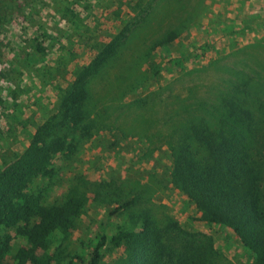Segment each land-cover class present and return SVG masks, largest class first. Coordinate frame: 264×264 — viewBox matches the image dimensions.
I'll use <instances>...</instances> for the list:
<instances>
[{
  "label": "rangeland",
  "instance_id": "1",
  "mask_svg": "<svg viewBox=\"0 0 264 264\" xmlns=\"http://www.w3.org/2000/svg\"><path fill=\"white\" fill-rule=\"evenodd\" d=\"M10 1L17 6L0 42V170L76 82L85 83L89 132L23 191L34 211L29 222L1 227L4 261L82 264L98 235L127 231L143 264H202L209 248L208 264H256L173 186L164 141L182 119L219 124L226 103H247L246 135L263 129L264 0ZM229 124L238 127L235 117ZM74 188L86 200L72 226L34 247L21 228ZM126 246L106 244L100 264H126Z\"/></svg>",
  "mask_w": 264,
  "mask_h": 264
},
{
  "label": "trees",
  "instance_id": "2",
  "mask_svg": "<svg viewBox=\"0 0 264 264\" xmlns=\"http://www.w3.org/2000/svg\"><path fill=\"white\" fill-rule=\"evenodd\" d=\"M15 6L14 1L0 0V42L4 23ZM173 34L176 32H169L168 40ZM95 66L86 68L91 71ZM73 88L66 93L56 113L36 128L21 156L0 170V231L21 218L30 221L33 203L23 191L35 177L44 175L55 154L71 147L81 133L88 134L85 83L76 82ZM259 104L257 111L263 109ZM221 115L216 125L203 119H182L172 124L164 141L171 155V182L193 203L202 222L229 231L239 248L252 256L256 264H264V127L259 133L245 134L252 132L247 123L251 119L247 103H226ZM232 117L237 128L229 124ZM194 145L203 155L192 150ZM85 200L78 189H70L60 205L36 208L35 224L27 231L21 228V232L38 247L41 239L54 229L67 231ZM134 237L127 231L110 237L100 234L87 260L75 259L82 264H100L106 244L127 245L126 264H143V252L133 245ZM211 252L209 248L205 255L201 254L202 264H208ZM3 253L1 250L0 264H7Z\"/></svg>",
  "mask_w": 264,
  "mask_h": 264
}]
</instances>
